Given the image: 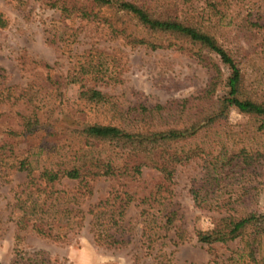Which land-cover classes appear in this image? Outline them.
<instances>
[{"label":"rangeland","instance_id":"374dc122","mask_svg":"<svg viewBox=\"0 0 264 264\" xmlns=\"http://www.w3.org/2000/svg\"><path fill=\"white\" fill-rule=\"evenodd\" d=\"M210 1L215 2L216 11L206 8L204 0L153 10L162 17L196 18V24L207 30L236 62L240 74L239 98L264 102V0ZM46 3L47 0H0V16L5 22L0 27V70L4 84L10 85L14 94L21 88L38 92L54 108L51 127L23 134L18 132L20 126L14 114H26L31 107L21 99L11 105L0 103V113L8 115L0 116V137L9 131L18 132L7 134L15 142L16 154L35 151L40 142L52 143L51 138L57 137L58 132L79 128L83 123L107 122L109 119L101 110L83 103L79 92L88 88L110 97L117 109L127 111L128 116L140 107L162 106L164 113L157 121L160 129L187 127L200 111L225 95L223 81L228 70L213 54L201 51L197 55L196 46L167 36L154 37L162 43L160 48L137 44L132 41L133 36L152 38L145 36L144 29L133 18L97 8L84 0H64L68 7L74 6L68 12L49 8ZM156 3L152 0L151 5ZM77 7L90 10V14L96 12L95 17H81ZM214 65L218 73H213ZM213 74L218 76L208 97L203 90ZM261 123L264 124L263 116L246 115L230 106L220 122L208 130L206 140L213 132L221 134L222 152L227 157L216 174L207 176L214 192L200 203L196 201L195 190L203 194L208 182L204 181V167L208 163L203 155L168 165L166 177L153 168L141 167L134 179L87 178L83 183L90 193L82 195L83 211L88 205L109 198L111 192L119 195L126 191L131 195L122 221L134 222L135 229L125 245L95 244L88 214L81 227L64 239L37 235L29 224L16 225L19 212L12 203L24 174L12 170L0 172V264H11L15 259L33 264L34 257L42 261L39 264H131L134 254L138 257L137 264H153V258L161 264H205L209 259L222 260L232 255L231 251L238 246L237 239L205 245L196 240L195 233L209 229L216 219L227 214L235 217L244 211L264 214V126L257 128ZM140 124L144 126V120ZM105 143L109 145L108 141ZM183 143L188 145L191 141ZM175 147L171 142L161 144L165 162ZM158 183L165 185L164 195L175 214L171 223L161 229V236L146 248L137 228L144 216V213L139 216L140 210L147 206L139 199ZM76 185L66 180L56 184L66 190ZM177 228L183 230L182 239L174 246L170 239L179 233ZM258 242L256 256L264 255V231ZM245 261L237 262L245 264Z\"/></svg>","mask_w":264,"mask_h":264},{"label":"trees","instance_id":"16d2710c","mask_svg":"<svg viewBox=\"0 0 264 264\" xmlns=\"http://www.w3.org/2000/svg\"><path fill=\"white\" fill-rule=\"evenodd\" d=\"M114 13L128 15L133 18L137 26L144 29L145 36L132 37V41L151 49L163 47L154 37L167 36L181 40L196 46L197 55L201 51L213 54L217 61L228 70L224 78L226 87L225 95L221 99L213 101L205 110L198 113V117L189 122L187 127H167L160 129L158 122L163 112V107L155 105L150 108L140 107L135 113L128 116V112H120L110 97L95 90L85 89L80 91L83 103L101 110L109 120L105 123H83L79 128L58 132L53 137L52 143L40 142L35 151L26 150L23 153L13 151L15 142H11L8 135L16 133H35L51 127L50 119L53 117V107L47 98H43L38 92H31L28 88H21L14 94L10 85H5L3 74L0 70V103L14 104L21 99L30 110L26 114L15 113L18 118L20 130L9 131L0 137V172L12 170L22 172L24 180L16 186L12 206L19 212L16 225L29 224L30 228L40 236L52 239H64L69 233L81 227L84 216L89 215V226L93 241L102 246L125 245L135 229V223L126 221L123 223L125 209L131 201V195L126 191L109 193L103 200L88 205L86 210L80 208L82 195L90 193L88 186L83 183L89 178H132L139 175L141 167H150L157 170L162 177L169 173L168 165L179 162L181 159L189 160L192 157L203 155L208 163L204 168L205 178L214 175L225 165L221 162L226 159L222 136L212 133L206 140L208 130L224 117L228 107L233 106L238 112L253 117H264V102H255L246 98H239L238 85L240 80L239 68L231 55L214 39V37L202 26L196 24L186 16H160L153 10H162L175 5H187L191 0H154L156 6L151 5L152 0H84ZM205 7L213 11L215 2L204 0ZM49 8H55L60 12L74 10V6L68 7L64 0H47ZM188 10V8H186ZM81 17H95L96 12L91 13L81 7L76 8ZM202 17V16H196ZM4 20L0 16V27L4 26ZM130 35V34H129ZM171 43L168 42L167 46ZM213 73H218L214 65ZM217 74H213L205 86L203 92L209 97L214 91ZM127 114V115H126ZM0 116L7 117L0 113ZM115 120V122H111ZM144 120V126L141 122ZM138 125V126H136ZM263 123L257 126L261 128ZM47 131L45 132V134ZM51 135H54L51 132ZM56 135V133H55ZM54 135V136H55ZM216 135V136H215ZM191 141L186 145L184 141ZM106 141H108L106 145ZM109 142H115L117 145ZM163 142L175 143V149L164 161L161 144ZM100 144V145H99ZM98 145V146H97ZM113 147H111V146ZM214 151V152H213ZM36 174H35V173ZM213 177V176H212ZM60 180L76 182L72 190L58 188L56 184ZM83 183V184H82ZM202 182L201 188L203 189ZM213 189V188H212ZM208 181L203 194L195 190L196 201H205L208 195L214 191ZM116 191V190H115ZM165 185L158 183L142 196L139 202L147 208L140 210V226L137 231L139 239L150 248V243L160 237L164 225H169L175 214L171 208L169 199L164 195ZM113 194V195H112ZM111 195V196H110ZM212 196V195H211ZM147 219V220H146ZM163 221L161 222V220ZM143 222V223H142ZM162 223V224H161ZM170 239L175 246L181 243L178 230ZM264 231V214L244 211L242 215L235 217L227 214L220 217L207 230H197L196 240L199 243L210 245L213 242L224 243L237 239L238 246L231 252L233 254L222 260L209 259L205 264H238L237 261L246 260L245 264H264V255L256 256L260 234ZM163 236V235H162ZM18 237V236H16ZM240 241L243 245L240 246ZM37 253H34L36 256ZM137 254L132 255L131 264H137ZM153 264H161V261L152 259ZM39 258H33V264H39ZM235 261V262H234ZM39 262V263H38ZM233 262V263H232ZM237 262V263H236ZM11 264H24L20 259H15ZM166 264V263H162Z\"/></svg>","mask_w":264,"mask_h":264}]
</instances>
